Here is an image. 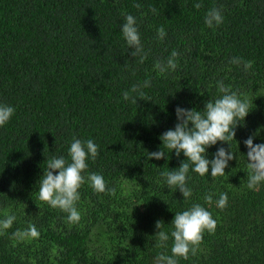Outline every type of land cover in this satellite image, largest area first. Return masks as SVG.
Here are the masks:
<instances>
[{
    "label": "trees",
    "instance_id": "obj_1",
    "mask_svg": "<svg viewBox=\"0 0 264 264\" xmlns=\"http://www.w3.org/2000/svg\"><path fill=\"white\" fill-rule=\"evenodd\" d=\"M196 2L0 0V103L15 107L0 128V219L16 216L0 230V264H152L164 251L156 247V222L170 227L175 212L193 202L217 224L179 264H264V186L247 188L243 156L249 135L264 142V0H199L200 8ZM212 7L224 19L208 27ZM128 13L140 26L143 61L130 55L120 32ZM173 50L180 53L177 69L160 73L157 64ZM233 57L241 63H231ZM146 78L152 100H122L123 90ZM218 80L247 99L251 111L236 127V160L224 176L190 172L186 200L159 174L178 167L183 155L173 151L165 161L147 159V151L158 150L159 136L174 127L176 106L202 110L219 95ZM73 136L100 145L85 175L102 173L115 189L96 193L86 180L77 223L38 194L47 158L66 156ZM219 146L227 148L218 142L209 158ZM209 192L214 199L226 192L227 206L207 204ZM33 224L39 236L24 235Z\"/></svg>",
    "mask_w": 264,
    "mask_h": 264
},
{
    "label": "clouds",
    "instance_id": "obj_2",
    "mask_svg": "<svg viewBox=\"0 0 264 264\" xmlns=\"http://www.w3.org/2000/svg\"><path fill=\"white\" fill-rule=\"evenodd\" d=\"M201 6L199 0L194 4L196 8ZM223 19L222 10L212 7L206 12L204 23L208 27L219 26L223 23ZM120 32L128 50H131L130 55L143 61L148 53L142 41L137 17L130 13L125 14L120 24ZM156 36L161 41L167 36L163 25L157 28ZM179 55L178 51H171L165 60L157 64L159 72L163 74L176 70ZM230 62L239 65L241 58L233 57ZM216 86L219 95L206 101L202 110L177 105L174 127L159 136L162 147L160 145L156 151H147V159L168 161L169 153L173 151L178 158L183 155L184 159L178 167H168L159 174L167 186L178 189L186 200L192 197L193 192L188 183L191 179L190 172L201 177L224 176L229 162L236 160V152L232 148V142H237L236 127L244 122L251 111L247 99L231 90L223 80H218ZM151 87L152 80L146 78L130 89L123 90L122 100L135 105L138 99L152 100L146 91ZM14 113V106L0 103V128L8 124ZM256 137L257 133H253L243 141L247 149L246 154H243L248 171L247 188L251 190H259L264 186V142L254 143ZM218 142L227 144V148L216 147L209 158L208 149L216 146ZM99 151L100 145L93 138L73 136L66 156L53 154L47 158L46 167L39 178V199L67 213L70 223H77L81 219L77 204L81 197L80 189L86 180L96 193L115 192L114 188L108 187V182L102 173L92 171L85 175L86 170L89 169V161H94ZM204 200L209 205L215 203L217 208L223 209L228 204V194L221 192L218 198L214 199V193L209 192L205 194ZM15 220L14 214L6 215L0 219V230L9 229ZM216 224L217 221L211 211L198 202H193L186 209L175 212L168 228L163 221L158 220L155 224L157 231L154 234L156 247L164 251H159L153 256L152 264H179L181 258L188 259L189 254L195 252L196 246L202 240L203 233L215 231ZM39 234L34 224L24 232V235L33 238L38 237ZM170 240L171 245H169Z\"/></svg>",
    "mask_w": 264,
    "mask_h": 264
}]
</instances>
